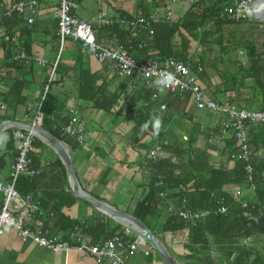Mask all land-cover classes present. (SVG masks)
I'll return each instance as SVG.
<instances>
[{
    "label": "crops",
    "instance_id": "obj_1",
    "mask_svg": "<svg viewBox=\"0 0 264 264\" xmlns=\"http://www.w3.org/2000/svg\"><path fill=\"white\" fill-rule=\"evenodd\" d=\"M19 1L0 0L2 27L0 30V126L3 123L11 122L5 126L1 134L3 143L0 147V182L10 181L11 169L16 160L14 152L9 148L6 149L7 144L11 141L9 132H13L16 147L17 132L27 130L12 122L33 123V118L43 97L49 68L60 53L59 25L55 15L58 7L56 0L40 4L32 25L27 24L17 15L4 16L5 11ZM79 1L80 7L75 11V14L84 21L96 25L99 14L103 11L108 13V18L113 23L104 28L96 26L97 40L104 46L121 49H125L124 43H122L124 36L121 31L116 32V27L119 26L122 31L130 30L121 26L118 22L119 19L144 16L149 23H158L162 19L168 21L166 14L168 7L171 6L170 0ZM188 2L189 0H179L176 4H172L171 11L174 19L170 22L183 19L190 8ZM15 16L18 18L13 20ZM4 33L10 35L14 33L13 35L19 37L18 42L7 44L2 38ZM147 34L145 33V35ZM132 37L135 36L132 35ZM180 39V36H177L175 40L179 43ZM214 40L217 41L216 46L220 47L219 39ZM212 42V40H207L206 44L191 42L190 54L187 58L191 59L192 64H195L197 60L204 63L203 58L207 60V56L210 55L209 51L215 47V45L211 46ZM20 50H23L30 58L29 62H25L28 68L25 70L23 85H17L15 79H12L15 77L9 75L11 73L9 72L10 65L14 58L12 56H15ZM241 51L244 52L243 59L239 56ZM219 53L224 58L222 63H217V75L211 74L208 69L205 70L201 78L206 96L216 99L222 96L232 97L230 98L232 103L241 105L240 101H233V95L235 96L237 90L233 80L238 74V64L241 62L247 65V54L244 50H235L233 56H230L232 53L226 55V53H222L221 49ZM136 54L141 62L148 59L144 53L136 52ZM221 67H223V71L220 69ZM85 75L91 77V82L97 89L102 90L103 97L99 95L95 101L81 100L78 97L84 83L82 77ZM129 79L118 76L111 62L100 63L93 53L84 52L79 43L67 41L61 54L56 78L51 87V92L58 98V113L47 119L42 127L65 147L83 190L92 199L107 204L115 210L138 216L148 186L145 175L141 173L139 167L145 153L139 152L127 141L133 134L130 108L127 107V103L131 97H134L136 101L138 100L140 111L143 110L141 106H144L145 103L144 89L139 83V77ZM124 82L129 83L126 91H123ZM147 90L152 94L151 100L145 101L147 106L151 102L160 108L161 104L165 103L167 108L175 113L174 125L177 121H184L182 128H178L180 136L184 132L189 133L192 130L193 125L188 123L193 117H198L200 122L204 123L215 121L213 118L216 116L208 113L209 117L204 120L205 114L202 112L205 111L196 110L189 95L180 96L165 90L161 92L153 87H148ZM12 91L18 95L13 96ZM154 94L159 95L158 100H153ZM115 97H117V104L113 106L111 100ZM72 112L78 113L85 128L84 144L78 143L76 139L65 135L62 131L66 121L71 119ZM198 137L199 146L205 148L204 150L210 154L211 160L215 159L212 162L220 166L226 161L228 155H222V150L218 155L214 154L217 147L216 142H210L208 136L203 132H200ZM37 138L41 146L36 144L34 147L32 160L36 167H43L44 173L34 179H27L25 184H19L23 195H32L41 202V211L32 213L29 224L34 228L45 226L50 230V235L58 240H67L66 237L71 232L70 228L73 224L77 227L92 225L96 216L103 220L109 219L112 222V227L119 225L124 229L125 222L105 214L99 208L93 207L76 196L70 174L57 151L43 138L39 136ZM224 145L227 147L230 143ZM168 217L170 216L166 208L163 207L159 210L157 219L153 218L151 221L152 230L164 244L165 240L168 241L163 232ZM172 240L174 253L184 255L185 250L183 252L178 248L175 238ZM212 242L219 251L225 246L219 237L213 238ZM145 249V247H141L129 264H165L154 253L146 256ZM0 264L109 263H98L92 257L77 252L64 254L42 248L33 242H23L13 228H7L0 246Z\"/></svg>",
    "mask_w": 264,
    "mask_h": 264
},
{
    "label": "trees",
    "instance_id": "obj_2",
    "mask_svg": "<svg viewBox=\"0 0 264 264\" xmlns=\"http://www.w3.org/2000/svg\"><path fill=\"white\" fill-rule=\"evenodd\" d=\"M223 2L224 0H197L190 5L186 15L179 21L170 22L162 19L158 23L148 22V27L153 31L152 35H149V32L145 35V32L137 37H132L130 31H122L119 26L116 27V32L121 31L123 33L124 42L122 43H124V48L139 63L142 62L138 60L136 52L144 53L147 58L153 57L163 63L170 58H176L184 62L190 60V63H192L191 59L187 58L190 54L192 41L206 44L207 40L217 43L214 39H219L222 53L228 51V48L223 46L221 33L225 25L232 23L225 20L221 21L218 18ZM17 18L15 16L13 20ZM211 27H214V30ZM232 34L233 37L230 41H235V48H243L248 57L247 65L241 62L238 64V74L233 80L237 88L235 96L233 95V101H240L241 105L246 106L241 103V100L246 99L243 96L242 89L247 88L246 84L250 82L253 89L256 88L261 91L260 108L258 110L264 111V46L261 49L253 41L239 37L237 32ZM177 36L181 38L179 43L175 40ZM211 37L213 38L211 39ZM52 67L53 65L49 68L46 85ZM27 68L25 62H17L14 58L12 59L9 75L15 77L12 79H15L17 85H23ZM82 78L84 83L78 96L81 100L95 101L99 95L103 97L102 90L95 87L91 82V77L85 75ZM139 83L144 89L143 99L145 104L141 106L144 111H140V108H138V100L136 101L134 97H131L127 107L130 108L133 134L127 141L139 152L146 153L147 150L153 147L151 139L153 129L150 125L147 131H141V126L150 119L153 113L160 114V108L151 102L148 106L146 105L145 101H150L152 94L147 90L148 86L142 78H139ZM128 85V82H124L123 91H126ZM51 87L44 100L42 97L40 102L41 112L44 115L43 127L47 119L56 116L58 113V98L57 95L51 92ZM44 91L45 89L43 90V96ZM11 94L13 96L18 95L15 91H12ZM253 95H255V92ZM116 104L117 97L111 100V105L115 106ZM161 115L162 126L156 136L172 141L171 145L165 148L166 157L159 162L145 161L143 157L139 163L140 171L145 175L148 186L137 217L149 227H151L153 218L157 219L159 210L163 208V200L160 196L162 192H168L170 196L177 195L181 199H187L186 202L190 208L202 210L216 206L212 194L220 193L228 185L242 184L244 181L243 163L231 162L227 157L224 163L216 166L214 165L215 162H212L210 154L204 150L205 148L199 146L198 135L200 132L202 133L199 123L194 124L195 127L193 126L192 130L189 131L188 141H183L178 133V128H182L184 121H177L174 125L175 113L170 108L163 111ZM9 134L11 141L7 144L6 149L12 150L16 157L18 151L15 147L14 135L12 131ZM56 137L60 138L61 135ZM250 137L253 148L259 154L255 166L259 185L258 203L255 211V217L258 218V221L244 219L238 206H235L227 216H217L200 221L192 226L184 224L178 216L168 217L163 227L164 235L168 239L167 242L165 240V245L171 252H174L172 249L174 246L171 243L173 242L172 238H175L178 248L181 249L179 246L181 245L182 250H185L184 255L172 253L175 254L176 258L185 260L187 264H264V244L259 245L258 242H252L247 246L242 245V241L246 238L264 236V224L261 223V218L264 216V159L262 158L264 156V126L252 129ZM36 144L41 146L38 138L34 141L30 154L31 158ZM231 150L230 145L225 147L222 150V155H228ZM174 156L179 158L177 163L172 162ZM27 179L29 178L22 176L17 183V190L21 194L19 184H25ZM111 223L109 219L103 220L96 216L92 225L80 227L81 234L91 243H100L122 233L123 228L121 226L112 227ZM76 226L73 224L70 231L72 232ZM215 237H219L225 246L216 255L212 256L211 250L214 247L212 239ZM66 238L68 239L69 235ZM135 239L136 236L130 238V240ZM153 253L160 257L155 251ZM216 256L218 259L214 258Z\"/></svg>",
    "mask_w": 264,
    "mask_h": 264
},
{
    "label": "built area",
    "instance_id": "obj_3",
    "mask_svg": "<svg viewBox=\"0 0 264 264\" xmlns=\"http://www.w3.org/2000/svg\"><path fill=\"white\" fill-rule=\"evenodd\" d=\"M54 0H20L12 7L8 8L4 16L12 17L17 15L24 19L27 24L35 22L40 4ZM179 0H170L171 6L167 9L166 19L173 21L172 4ZM197 0H189L192 5ZM58 7L55 15L58 20V40L60 43V53L49 76V81L45 87L44 96L50 91L54 82L57 69L60 63L61 54L67 41L71 40L81 45L84 52L93 53L100 63L111 62L121 78H142L148 87L156 88L153 81L157 78L155 74L147 76L145 68L152 67L156 73L168 71L174 74L176 83L165 91L180 96L190 95L191 102L198 111H205L217 119L212 123L200 122L198 117L189 120V125L200 124L201 131L206 134L210 142H216V152L225 148L224 144L230 143L232 148L228 152V159L231 162H241L244 165V181L242 184L228 185L220 193L212 194L216 206L212 208L194 210L187 205V199L180 196H170L168 192L160 194L162 205L166 208L169 216H178L184 224L192 226L200 221H205L217 216H227L235 206L241 210V214L246 220L255 217L257 209V196L259 185L255 166L259 159V154L253 148L250 132L255 127L264 126V111L250 110L243 105L232 103L230 98L222 96L219 99L208 98L201 84V78L205 72V66L199 60L195 64L179 61L170 58L166 62H161L156 58L150 57L145 62L139 63L126 49L112 48L100 44L97 40L96 26L100 28L109 27L113 21L108 18V13L103 11L99 14L97 24L84 21L76 14L80 7L79 0H56ZM264 0H224L218 18L232 24L248 22L251 18L259 20V24L264 23ZM119 24L129 29L133 36L137 37L143 33L153 31L148 27V20L144 16L131 18H121ZM261 27H263L261 25ZM0 30H2L0 22ZM3 41L7 43L18 42V36L4 33ZM244 52H240L243 55ZM17 62H29L27 54L20 50L15 56ZM40 63H42L40 61ZM158 94L153 95V100H158ZM167 110V104L163 103ZM161 108V106H160ZM52 117V116H51ZM50 117V118H51ZM33 124L43 125L44 115L41 112V105L38 107L33 118ZM211 120V119H210ZM62 131L65 135L73 137L78 143L85 142V128L77 112H72L71 119L64 124ZM183 141H188L189 135L182 134ZM37 135L32 130H20L16 134L18 155L10 173V181L0 182V246L7 228H13L23 242H33L36 245L49 249L54 252L69 254L77 252L95 259L98 263L108 262L109 264H129L141 247H145L144 254L151 255L154 250L136 234L135 229L125 224L121 234L102 241L91 243L81 235L80 227L70 232L67 240H58L50 235V230L45 226L34 228L29 224L32 213L41 211V202L32 195H22L17 190V183L22 176L30 179L42 176L44 169L42 166L36 167L30 157L33 144ZM153 147L144 154V160L159 162L166 157L165 148L171 145L167 138L156 135L151 137ZM219 146V147H218ZM213 154V155H214ZM179 158L174 156L173 163H177ZM219 166L218 164H214ZM136 236L135 240H130ZM251 238L242 241V245H250ZM214 250H211V254Z\"/></svg>",
    "mask_w": 264,
    "mask_h": 264
},
{
    "label": "water",
    "instance_id": "obj_4",
    "mask_svg": "<svg viewBox=\"0 0 264 264\" xmlns=\"http://www.w3.org/2000/svg\"><path fill=\"white\" fill-rule=\"evenodd\" d=\"M264 17V15H263ZM11 122L3 123L0 126V147L3 143L2 139V131L4 130L5 126ZM17 124L20 128L32 130L37 136L43 138L44 141L48 142L58 153L61 160L63 161L64 165L66 166L70 178L72 181L74 193L78 198L84 200L85 202L89 203L93 207L99 208L105 214L118 218L123 222L131 225L135 231L137 232L138 236L142 239L145 244H148L152 247V249L160 255V257L165 261L166 264H184L179 261L169 250V248L158 238V236L154 233L151 227H149L145 222H143L137 216L128 213L115 210L111 208L109 205L101 203L92 199L82 188L80 184V180L78 175L75 171L73 162L65 149V147L53 136H51L47 131L44 130L43 127L34 125L33 123H20V122H12ZM261 223L264 224V216L261 218ZM263 228V226H262Z\"/></svg>",
    "mask_w": 264,
    "mask_h": 264
},
{
    "label": "rangeland",
    "instance_id": "obj_5",
    "mask_svg": "<svg viewBox=\"0 0 264 264\" xmlns=\"http://www.w3.org/2000/svg\"><path fill=\"white\" fill-rule=\"evenodd\" d=\"M260 21L255 19V18H251L249 20V22H244L241 24H228L225 25L221 36L223 37V46H225V48H228L227 53H232L230 54V56H233V53H235V49L236 50H243V48H235L236 44L234 43L235 41H230V39L233 37L232 33L237 32V34H239V37L245 38L249 41H253L255 44H257L260 48L264 46V23L258 25L257 23H259ZM261 25L263 27H261ZM211 29H213V27H211ZM215 45L214 49L209 51V56H207V60L203 57V61L205 64V70L210 71V73H214L215 75H217V67L218 64L217 63H222V59L224 58L223 55L221 53H219L220 51V47L216 46L215 42L211 43V46ZM235 48V49H233ZM261 48V49H262ZM214 52V53H213ZM213 53V54H212ZM242 59L243 56L239 55ZM241 59V61H243ZM247 60V59H244ZM223 71V67L220 68ZM248 84H246L245 89H242V93L243 96L246 98V103L245 100H241L242 104H245L248 109L250 110H256L259 111L258 109L260 108V101H261V91L258 89H253L251 87V83L247 82ZM255 92V95H253V93ZM248 99V100H247ZM203 114H205V116L203 117L204 120H206L209 115L207 114V112H202ZM217 117H214L213 120H216ZM255 128V127H254ZM215 159H213L212 161H214ZM137 234V232H136ZM138 235V234H137ZM251 242H258L259 245H263L264 244V236H253L251 238ZM150 246V245H149ZM181 247V249H183V247L181 245H179ZM214 253L212 254V256L216 255V253H218L219 250H217L216 247H214ZM184 252V251H183ZM174 253V252H172ZM175 255V254H174ZM158 256V255H157ZM159 257V256H158ZM164 263L165 261L159 257ZM216 259H218V257H214ZM179 261H181L182 263H186L185 260L181 259V258H177ZM166 264V263H165Z\"/></svg>",
    "mask_w": 264,
    "mask_h": 264
},
{
    "label": "clouds",
    "instance_id": "obj_6",
    "mask_svg": "<svg viewBox=\"0 0 264 264\" xmlns=\"http://www.w3.org/2000/svg\"><path fill=\"white\" fill-rule=\"evenodd\" d=\"M145 75L150 76L155 74L157 78L153 81L155 87L163 92L165 89L172 87L176 83V78L173 73L168 72V71H162L159 73L155 72V69L152 67L145 68L144 70ZM165 110V106L161 105V108L159 110L160 114L153 113V115L150 117V119L145 122L141 126V131H147L149 126L151 125L153 132V135H158L159 131L162 126V113Z\"/></svg>",
    "mask_w": 264,
    "mask_h": 264
},
{
    "label": "flooded vegetation",
    "instance_id": "obj_7",
    "mask_svg": "<svg viewBox=\"0 0 264 264\" xmlns=\"http://www.w3.org/2000/svg\"><path fill=\"white\" fill-rule=\"evenodd\" d=\"M262 158L264 159V156H262Z\"/></svg>",
    "mask_w": 264,
    "mask_h": 264
}]
</instances>
